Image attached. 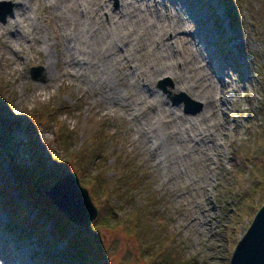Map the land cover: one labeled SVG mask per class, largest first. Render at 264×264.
Here are the masks:
<instances>
[{"label": "rangeland", "instance_id": "rangeland-1", "mask_svg": "<svg viewBox=\"0 0 264 264\" xmlns=\"http://www.w3.org/2000/svg\"><path fill=\"white\" fill-rule=\"evenodd\" d=\"M150 1L153 4L157 0ZM178 1L194 9L195 20L165 34L172 56L166 58L165 52L149 46L139 50L129 46L125 55L134 78L118 76L121 69H111L105 81L98 63L95 73L88 71L82 77L68 69L62 33L65 31L69 39L75 23L62 18L73 10L70 0H34L35 18L25 22L30 31L24 36L5 30L16 15L15 2L0 0L6 13L5 21L0 20L4 99L0 135L5 142L0 160L16 184L9 165L33 168L36 150L45 167L55 169L49 174L53 185L64 174L76 172L73 162L64 159L66 152L81 145L91 124L105 123L103 130L113 137L106 146L111 153L108 162L113 161V150L123 154L145 177L144 186L158 196L160 206L153 221L157 228L161 226L156 232L159 241L166 239L173 247L167 248L169 264H228L237 241L264 203V0ZM109 3L114 10L120 6L119 0ZM194 5H203V10ZM169 12L164 13L172 23L175 18ZM106 17L104 13L102 20ZM201 23L213 31L216 40L210 50L212 70L217 73L225 69L229 78V89L222 97L225 101H219L220 109L211 118L196 74L186 62V46L194 44L186 45L179 36L190 33L189 26L200 28ZM142 29L143 24L137 23L128 26L126 32L135 40ZM173 59L176 63L172 72L169 66L174 65ZM32 67L42 68L36 79L30 76ZM182 93L203 103L202 108L191 114L184 111L183 102L174 104ZM152 94L178 114L174 117L170 113L165 124V134L169 135L166 142L172 148L169 153L162 149L153 152L149 145L143 147L135 133L138 125L146 134L150 117L158 119L149 112ZM60 103L71 108L70 114L58 113L57 118L70 133L66 145L59 141L56 125L50 126L46 120L38 122L31 113L37 104L59 108ZM200 131L209 134L208 141L202 143L205 137L198 138ZM173 132L178 133L177 142ZM158 139L161 147L164 138L160 135ZM200 144L202 148L193 147ZM255 155L261 156L259 161L252 158ZM59 160L62 163L57 169ZM256 166L262 168V175L257 174ZM11 195L16 211L10 210L0 196V264H52L39 239L23 230L24 216H35L34 206L17 191ZM93 204L97 207L96 202ZM93 222L86 235L96 245L93 232L98 227ZM77 227L73 224L70 235ZM98 230L99 247L103 249L99 264H150L145 258L149 253L142 255L136 239L120 224ZM46 240H52L51 236ZM66 246V240L55 243L58 250Z\"/></svg>", "mask_w": 264, "mask_h": 264}, {"label": "trees", "instance_id": "trees-1", "mask_svg": "<svg viewBox=\"0 0 264 264\" xmlns=\"http://www.w3.org/2000/svg\"><path fill=\"white\" fill-rule=\"evenodd\" d=\"M1 86L2 84H0V106L4 102ZM38 104L31 112L32 115H35L38 122L46 120L48 125H56L59 141L66 145L70 133L66 130V125L58 122L57 118L58 113L70 114L71 108L63 103H60L59 108ZM104 128L106 124L102 122L91 124L81 145L71 151L68 150L64 158L73 162L80 184L88 187L90 197L97 203V216L93 224L98 229L113 228L120 224L136 239L139 252L142 255L149 253L145 258L150 264H169L167 248L173 247L166 239L159 241L156 232L161 226L158 225L157 228L153 221L160 206L158 196L144 186L145 177L123 154L121 156L117 150H113L115 152L113 161L108 162L111 153L106 146L113 137L107 130H103ZM4 143L0 135V149H5ZM35 152L36 150H34L36 162L33 168L19 169L9 165L16 184L12 182L0 160V177L3 181L0 185V196H4L10 210L16 211L14 207L16 200L11 195L14 191L23 194L30 205L34 206L35 216L30 218L24 216L23 230L25 234L33 233L39 239L44 246V255L52 264H85L86 262L99 264L103 249L91 243L84 227H77L78 230L70 235L69 231L73 223L46 194V190L52 186L49 174L55 169L48 170L41 155ZM252 158L259 161L261 156L255 155ZM234 161H237L236 157ZM58 163L57 169L62 162L59 160ZM256 167L257 174L262 175V168ZM44 236H51L52 240L48 241ZM63 240L67 242L66 248L62 250L55 248V243Z\"/></svg>", "mask_w": 264, "mask_h": 264}, {"label": "bare ground", "instance_id": "bare-ground-1", "mask_svg": "<svg viewBox=\"0 0 264 264\" xmlns=\"http://www.w3.org/2000/svg\"><path fill=\"white\" fill-rule=\"evenodd\" d=\"M12 1L15 2L16 15L14 14V18L10 21L12 22L11 27L6 25L5 30L8 34L14 33V35L24 36L30 31L27 29L25 22L30 18H35L33 12L34 0ZM119 1V8L114 10L110 6V0H70L73 10L67 14V17L62 19L65 21L68 19L73 20L75 29L69 39L65 31L62 33L64 48L62 52L68 58V69L71 70V74L82 77V74L88 71L95 73L94 65L98 63L102 71L101 78L103 77L105 81H108L111 69L113 71L121 69L117 74L118 76L130 75L129 77L134 78V71L130 69L128 57L125 55L129 46L135 50L149 46L154 50L165 52V57L169 58L172 53L170 54L169 45L167 44L168 38L165 34L169 31L174 32L175 28L177 29L178 25L184 22L191 24L195 20L194 9H187L178 0H157L153 4L150 0ZM203 7V5H200L196 6L195 9L203 10ZM167 11H170L169 13L175 18L172 23L167 21L168 17L164 13ZM104 13L107 16L106 21L102 20ZM137 23L143 24V29L141 34L135 37V40H131L126 29L128 26ZM188 29L191 31L190 33L179 35L183 37L182 39L177 35L175 37L177 36L186 45L187 42L194 44V47L186 46V62L196 74V84L205 98L204 102L208 104L210 110L208 117L211 118L220 109V102L223 104L225 101L222 97L226 96L229 89V78H226L228 75L225 74V69H221L220 72L216 70L217 73H214L209 62L210 50L216 42L213 31L207 29L205 23L204 25L201 23L200 28L189 26ZM67 41L68 46L66 45ZM199 44L204 45V48H200ZM173 63L174 65L169 66L172 68V72L175 69V59H173ZM151 97L152 106L149 112L156 115L158 119L156 120L154 116L150 117L146 134L139 129L138 125L135 127V133L143 147L149 145L152 147L153 152L162 149L164 152L169 153L172 148L166 142L169 135L165 134V124L170 117V113L174 117H178V114L175 110L164 107V100L160 97L155 96V94H152ZM158 121H160L159 125ZM160 135L164 138L161 147L158 139ZM177 135V132H173V136H176V142L178 141ZM198 135L197 137L201 139L205 137L202 143L209 140L208 133L205 134V132L200 131ZM193 147L197 149L198 147L202 148L203 145H193Z\"/></svg>", "mask_w": 264, "mask_h": 264}, {"label": "water", "instance_id": "water-1", "mask_svg": "<svg viewBox=\"0 0 264 264\" xmlns=\"http://www.w3.org/2000/svg\"><path fill=\"white\" fill-rule=\"evenodd\" d=\"M5 12L0 6V20L5 21ZM41 67H32L30 76L36 79ZM174 104L183 102L187 113L195 114L203 104L182 93L174 99ZM46 194L58 208L64 212L76 226L89 231V225L97 216V207L93 204L89 191L80 184L75 171L64 174L48 190ZM94 241L99 246V230L93 232ZM228 264H264V203L255 213L243 236L237 241Z\"/></svg>", "mask_w": 264, "mask_h": 264}]
</instances>
